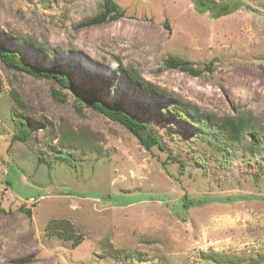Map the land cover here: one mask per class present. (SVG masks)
<instances>
[{"label": "rangeland", "instance_id": "374dc122", "mask_svg": "<svg viewBox=\"0 0 264 264\" xmlns=\"http://www.w3.org/2000/svg\"><path fill=\"white\" fill-rule=\"evenodd\" d=\"M104 1L0 0V47L121 104L163 151L0 61V264H217L220 255L264 264V0H216L238 5L217 18L192 0H114L122 18L82 25ZM170 55L214 69L191 76L166 67ZM131 70L200 115L249 112L258 131L228 153L216 131L203 133ZM13 90L26 106L19 114ZM13 116L28 121L26 143L12 142Z\"/></svg>", "mask_w": 264, "mask_h": 264}, {"label": "trees", "instance_id": "16d2710c", "mask_svg": "<svg viewBox=\"0 0 264 264\" xmlns=\"http://www.w3.org/2000/svg\"><path fill=\"white\" fill-rule=\"evenodd\" d=\"M196 10L200 13H209L212 17H221L234 12L238 5L235 2L228 3H218L216 0H192ZM125 15V11L122 10L119 5L114 0H105L100 13L84 22V26L101 25L109 22L117 21ZM166 27H169L168 22L164 23ZM0 61L5 65V67L14 72L26 73L38 79L50 80L54 85L58 86L60 89L52 90V95L58 101L65 102L67 94H64L62 90L72 91L75 95L76 101L86 108H90L93 111L105 116L111 121L126 128L139 142V144L144 147L147 151L152 148L157 147L163 151L162 144L159 138L154 135L148 128L147 125L138 122L133 115H131L125 108L116 103L112 106H107L102 103L93 93L87 92L82 88L74 85L68 75L63 74L58 69L46 68L42 66H32L23 62L21 56L18 53L11 52L9 50L0 47ZM165 66L172 69H178L181 72L187 73L191 76H200L204 71H213V63H206L201 65H196L189 60L183 59L181 57L170 55L165 62ZM130 74L134 80V83L145 87L158 95L166 97L170 101V105L179 109L181 112H186L192 115L194 118L200 122L203 133L208 131H216L217 137L219 139L215 140V144L220 146V149H225L226 152L230 153L231 149L243 142L246 135L258 131V125L256 120L253 118L252 114L249 112H243L238 115H227L224 117H217L215 115H200L199 113L192 112L195 107L190 108L182 105L176 100H172L171 97H167V94L163 92L160 94L161 90L159 88H152L153 86L147 83L141 78L138 73L133 70ZM163 91V90H162ZM166 91V90H165ZM11 97L14 101L16 111L15 113H20L18 110H26L25 103L20 98L16 91H11ZM18 109V110H17ZM15 115V114H13ZM13 121L16 128V133L12 138V142L26 143L30 136L31 130L28 126V121L22 116H13ZM263 136H259L257 139H251L247 148L251 153H258L262 147ZM58 159L68 160L64 156H60ZM44 159L40 158L39 162ZM170 162L178 163L181 167H184L182 161L175 157H167ZM168 162V161H167ZM50 165V164H49ZM11 185V182L8 181ZM208 201V200H206ZM186 205V208L193 206L191 202ZM201 205V204H200ZM26 213L30 216L31 210L27 209ZM49 230H55L52 226L48 228ZM61 237L70 240L71 236L67 233H61ZM80 240H75L74 245L77 246ZM213 261L217 264L222 261H229L227 264H236L233 259L220 255L217 257L211 256ZM246 264H258L257 261L252 260Z\"/></svg>", "mask_w": 264, "mask_h": 264}]
</instances>
